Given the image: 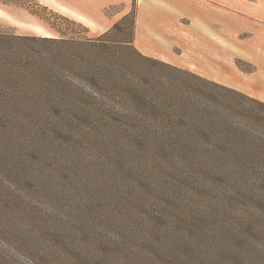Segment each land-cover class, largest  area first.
Wrapping results in <instances>:
<instances>
[{"label":"rangeland","instance_id":"obj_1","mask_svg":"<svg viewBox=\"0 0 264 264\" xmlns=\"http://www.w3.org/2000/svg\"><path fill=\"white\" fill-rule=\"evenodd\" d=\"M35 1L15 0L66 34L102 31ZM203 1L220 9L221 41L193 25L199 34L169 52L264 102V0ZM2 30L53 36L0 4ZM63 120L0 122V264H264V201L252 184L109 148Z\"/></svg>","mask_w":264,"mask_h":264},{"label":"trees","instance_id":"obj_2","mask_svg":"<svg viewBox=\"0 0 264 264\" xmlns=\"http://www.w3.org/2000/svg\"><path fill=\"white\" fill-rule=\"evenodd\" d=\"M132 2L111 29L88 37L0 0L53 31H0V122H82L109 148L248 182L264 201V102L137 51Z\"/></svg>","mask_w":264,"mask_h":264},{"label":"crops","instance_id":"obj_3","mask_svg":"<svg viewBox=\"0 0 264 264\" xmlns=\"http://www.w3.org/2000/svg\"><path fill=\"white\" fill-rule=\"evenodd\" d=\"M45 7L57 11L70 19L85 24L93 31L105 33L129 13L132 0H38ZM203 0H135V23L133 44L148 57L190 70L208 79L220 82L209 76L206 67L200 71L199 62L186 61L169 52L172 44L183 43L194 34L193 25L209 28L213 41H221L222 16L217 10L206 6ZM117 8L114 15L106 16V9ZM195 21V23L193 22ZM192 27V28H191ZM192 30V31H191ZM98 34V35H99ZM186 34V35H184ZM201 35V34H200ZM197 35H195V38ZM210 41V40H208Z\"/></svg>","mask_w":264,"mask_h":264}]
</instances>
